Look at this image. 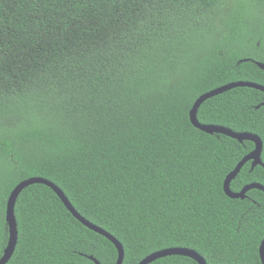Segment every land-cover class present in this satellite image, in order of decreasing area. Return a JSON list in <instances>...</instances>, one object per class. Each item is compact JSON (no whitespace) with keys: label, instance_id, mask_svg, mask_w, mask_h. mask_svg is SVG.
<instances>
[{"label":"trees","instance_id":"16d2710c","mask_svg":"<svg viewBox=\"0 0 264 264\" xmlns=\"http://www.w3.org/2000/svg\"><path fill=\"white\" fill-rule=\"evenodd\" d=\"M264 0H0V259L7 202L31 177L54 182L114 235L123 264L172 247L208 264H262L264 192L233 199L224 181L255 143L195 127L189 112L233 81L264 85ZM264 92L235 87L205 100L203 124L263 141ZM258 105L260 107L258 108ZM264 185L247 162L233 191ZM7 264H116L107 237L57 193H20ZM149 264H199L170 255Z\"/></svg>","mask_w":264,"mask_h":264},{"label":"water","instance_id":"95a60500","mask_svg":"<svg viewBox=\"0 0 264 264\" xmlns=\"http://www.w3.org/2000/svg\"><path fill=\"white\" fill-rule=\"evenodd\" d=\"M257 64L262 69H264V62H257ZM235 87H251V88H255V89H258L264 92V85H261L259 83L250 82V81H233V82L224 84L222 86H219L217 88H214L200 95L194 102L189 112V116H190V120L192 124L204 132H207L210 134H214V133L223 134L231 138H234L240 142L249 140L255 143V148L236 165V167L233 169V171H231L227 175L224 181V191L228 197L233 198V199H238V198L243 199L246 197V193L251 189L257 188L264 192V185L260 183L248 184L244 186L238 192L233 191L231 188L232 181L237 177V175L240 173V171L242 170V168L247 162H250V161L252 162V169L256 167L257 165L264 166V163L261 157L262 151H263V141L261 137L251 132H237L226 126L215 125V124H203L198 119V110L205 100L215 95H218L220 93H223L227 90L233 89ZM262 104H264V102ZM259 107L260 105H258V108ZM34 183H43L51 187L57 193L59 198L62 200V202L67 207V209L77 219H79L88 228L107 237L110 241H112V243L116 246L118 250V260L116 264H123V261L125 258V249L122 243L114 235H112L111 233L103 229L102 227L92 223L91 221L83 217L77 211V209L73 206L69 198L66 196V194L63 192V190L59 186H57L54 182L48 179L42 178V177H31L27 180L20 182L10 194V197L7 202V210H6V221H7L8 229H9V241H8L7 247L4 250V255L0 259V264H7L9 259L14 254V251L16 249V245L18 242L19 230H18V221H17V217L15 213V206H16L17 199L24 188ZM259 251H260V257L262 260V264H264V238L261 242ZM170 255H184L192 259H195L199 264H208L206 259L196 250L185 248V247H172V248H167V249L156 251L148 255L146 258H144L139 264H149L155 261L156 259L170 256ZM88 257L92 261H94L95 264H103L93 255H90Z\"/></svg>","mask_w":264,"mask_h":264},{"label":"rangeland","instance_id":"374dc122","mask_svg":"<svg viewBox=\"0 0 264 264\" xmlns=\"http://www.w3.org/2000/svg\"><path fill=\"white\" fill-rule=\"evenodd\" d=\"M256 11H260L261 13H263L264 12V7L261 8V9H256Z\"/></svg>","mask_w":264,"mask_h":264}]
</instances>
